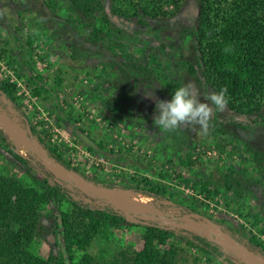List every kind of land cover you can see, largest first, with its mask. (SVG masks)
I'll return each mask as SVG.
<instances>
[{"label": "rangeland", "instance_id": "rangeland-1", "mask_svg": "<svg viewBox=\"0 0 264 264\" xmlns=\"http://www.w3.org/2000/svg\"><path fill=\"white\" fill-rule=\"evenodd\" d=\"M100 1L104 13H94L100 16L95 24L107 27L100 33L103 39L94 41L90 27L75 25L65 9L45 5L48 0H0V53L7 49L5 58L0 59V79L8 75L16 79L21 107L37 123L40 135L50 138L64 158L89 177L99 174L119 182V171L138 170L151 177L162 171L166 177L160 180L185 199L195 200L198 210L190 212L173 201L128 190V212L169 216L179 222L186 216L190 223L187 230L203 235L207 233L198 226L210 225L226 232L217 223L221 218L237 219L248 228L254 219L263 225L264 124L251 123L252 116H245L242 123L229 120L235 114L223 103L217 112L223 123L213 122L212 91L203 87L199 73L188 71V62H193L195 55L193 36L183 29L196 21L199 0H184L173 16L155 19L141 14L119 17L112 10L113 0ZM7 55L16 59L15 65H6ZM30 72L43 75L45 82L54 86L55 95H47L46 100L32 97L27 78ZM48 110H54L52 117ZM13 124L24 134L23 123L14 120ZM0 128L19 154L42 163L27 138L23 145L15 143L1 124ZM88 141L95 146L101 142L105 149L90 151ZM187 160L195 161L188 165ZM229 169L244 185L242 198L230 200L231 193L224 191ZM36 172L41 178L40 171ZM22 175L0 147V178L12 182ZM61 177L66 186L77 189L72 191L75 198L88 197L96 205L105 201L68 175ZM87 181L96 189L104 187ZM200 183L218 186L221 193L207 195ZM242 202V215L226 205ZM54 211L53 203L40 210L43 231L32 249L43 257L60 252ZM143 219L127 218L129 224L150 222V218ZM141 234L142 228L136 225L113 228L107 231L108 238L94 239L88 251L107 259L120 250L140 252L144 249ZM209 234L214 237L211 231ZM170 242L180 247L175 264H224L206 258L176 237ZM166 246L160 245L162 249ZM233 246L243 249L235 242ZM80 255L76 253L77 258Z\"/></svg>", "mask_w": 264, "mask_h": 264}, {"label": "trees", "instance_id": "trees-1", "mask_svg": "<svg viewBox=\"0 0 264 264\" xmlns=\"http://www.w3.org/2000/svg\"><path fill=\"white\" fill-rule=\"evenodd\" d=\"M48 1L45 5L55 10L68 11L75 25L90 27L94 41L103 39L100 33L104 32L107 25L96 26L95 21L100 20V16L94 15L96 12L104 13L100 0ZM182 1L113 0L112 10L115 15L125 18L140 14L154 19L166 18L179 10ZM101 19L108 22L105 17ZM183 31L193 36L195 55L194 61L188 62V71L191 74L199 73L203 87L212 91V97H209L215 106L212 121L223 123L217 116L218 107L223 103L235 114L229 120L242 123L245 116H252L251 123L264 124V114L261 113L264 103V0H199L196 21ZM6 52L7 49L2 50L0 59L5 58ZM5 63L11 67L15 65L16 59L8 56ZM13 71L21 76L18 69ZM27 78L32 84L29 88L32 97L46 100L48 96L55 95L54 86H49L43 75L30 72ZM171 87L174 89L177 86ZM0 98L1 110L28 126L26 135L36 139L46 153L66 169L106 188L132 190L155 199L173 201L190 212L198 211L195 200L185 199L173 191V187L160 180L166 177L162 171L157 177L144 175L138 170L131 173L119 171V182H115L99 174L89 177L72 166L58 146L50 142V138L40 135L37 123H33L22 109L21 90L14 77L8 75L0 79ZM56 106L59 108L57 102ZM52 113L54 110H48L49 117H52ZM229 120L228 123L232 122ZM86 143L90 151L105 149L101 142L97 146L93 144L94 141L92 144L89 141ZM0 147L7 153L11 163L17 165L23 173L20 179L12 182L0 178V264H175L180 247L169 243L175 237L208 259H217L224 264H239L232 253L225 252L214 239L203 234L187 228L162 225L155 219H150L149 223L129 224L128 214L108 201L103 200L102 204L96 205L94 199L87 202L84 198H75L72 191H77L76 188L66 186L61 178H57L31 156L19 154L1 128ZM194 161L187 160L185 164L190 165ZM36 171H40L41 178ZM200 188L207 195L221 193L218 186L206 183L201 184ZM223 188L231 193L230 200L232 197L239 199L245 196L244 185L232 169L225 175ZM50 203L55 205V233L60 252L58 256L51 253L43 257L33 251L32 244L43 231L40 210ZM64 205L67 207L63 208ZM226 205L242 213L243 202L235 206ZM135 218L144 220L143 217ZM217 223L224 227L236 244L264 257V239L260 236L264 235V224L259 226V221L254 219L249 221L251 228H248L243 222L231 217L217 219ZM125 225L142 228V251L131 253L120 250L110 259L88 251L94 239L108 238V230ZM160 245L167 246L162 249ZM77 252L81 253L78 258Z\"/></svg>", "mask_w": 264, "mask_h": 264}, {"label": "water", "instance_id": "water-1", "mask_svg": "<svg viewBox=\"0 0 264 264\" xmlns=\"http://www.w3.org/2000/svg\"><path fill=\"white\" fill-rule=\"evenodd\" d=\"M0 117H2L4 119H8L10 124L13 123L14 120H16V122H19L17 119L10 117L6 112H4L1 109H0ZM15 127L18 128V126H15ZM22 129L24 131V135L26 136V138L31 142L33 147L38 152L42 164L47 169H49L57 178L62 179L61 174L68 175L72 180L77 182L79 185L85 187L87 190L91 191L96 196L101 197L105 201L112 203L115 207H117L116 204L119 205V207H117V208H120L125 213H127L128 218L143 217V218L155 219V220L162 222L163 225L173 227V228H188V227H190V223L188 221L189 219L186 216H182V219L184 221L179 222V221H176L174 217H169V216H162V215H157V214H135V213L128 212V207L125 204L119 202L118 200H116L112 197L105 196L102 193V190L105 189L106 187H103V189H101V188L96 189L87 180H85L82 176H80L78 173H76L75 171L66 169L60 163L53 160L46 153V151L41 147V145L38 143V141L36 139L30 138L26 135V131H29L28 126H24V127H22ZM106 189H112V188H106ZM123 190H127V189H123ZM84 200L87 202H91V198H88V197H84ZM198 227L200 229H203L207 233L205 236H207L210 239H214L222 249H227L229 252H231L234 255V257L236 259H239V260L251 263V264H264V257L263 256L256 254V253H253L251 251H247L244 248L238 249L235 246H233L234 240H232L230 238V236L226 232H224L222 229H220V228L214 229L210 225H208V227H206V228L204 226H198ZM210 231L214 234V237H212L209 234ZM222 236L226 238L227 242H225L222 239Z\"/></svg>", "mask_w": 264, "mask_h": 264}, {"label": "bare ground", "instance_id": "bare-ground-1", "mask_svg": "<svg viewBox=\"0 0 264 264\" xmlns=\"http://www.w3.org/2000/svg\"><path fill=\"white\" fill-rule=\"evenodd\" d=\"M0 124L2 125V127L4 128L5 132L10 136V138L15 142V143H21L22 145L26 143V141L28 142V140L26 139V137L24 136V134L22 132H20L17 127H15V125L13 123H9L8 119H4L2 117H0ZM28 145L30 147H32L36 153H38L36 151V149L29 144ZM128 190H123V189H105V196L108 197H112L120 202H123L126 206H127V199H126V195H127ZM126 201V202H125ZM129 205V204H128Z\"/></svg>", "mask_w": 264, "mask_h": 264}]
</instances>
